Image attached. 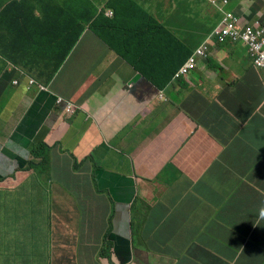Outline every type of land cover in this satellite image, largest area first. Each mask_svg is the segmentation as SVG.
Segmentation results:
<instances>
[{"label":"crops","instance_id":"1","mask_svg":"<svg viewBox=\"0 0 264 264\" xmlns=\"http://www.w3.org/2000/svg\"><path fill=\"white\" fill-rule=\"evenodd\" d=\"M109 1L0 0V181L22 193L8 198L16 228L0 264H99L106 250L122 264H240L264 240V70L238 44L162 91L125 61L112 70L116 54L84 31ZM136 1L165 26L166 14L197 20L193 1L219 17L201 0ZM27 77L66 102L61 115L24 126L40 93L16 92ZM190 81L205 87L188 93ZM44 143L47 171H29ZM121 238L133 241L124 262L110 248Z\"/></svg>","mask_w":264,"mask_h":264},{"label":"clouds","instance_id":"2","mask_svg":"<svg viewBox=\"0 0 264 264\" xmlns=\"http://www.w3.org/2000/svg\"><path fill=\"white\" fill-rule=\"evenodd\" d=\"M236 1L237 0H231V5L229 7L230 12L228 14L221 15L222 11L221 10L217 11L221 16V19L217 17V19L219 20L218 28L212 29V31L209 34H207V38L205 42L202 45H199L193 49L194 53L192 56L188 58V60L195 55L196 50L198 48L201 47L206 51V57H197L196 67L194 69L198 68L199 59L202 62L207 60L209 61L215 60V57L213 56V50L216 49L218 45L227 46L229 44H233V45L238 44L247 48L248 56L252 61L253 67L258 71L264 70V10L262 11L261 9L262 6H264V0L261 1V4H259L257 0H242L240 6L234 5V2ZM110 2L111 0L107 4V6L101 8L100 11H97L96 18L91 17V19L87 21L84 27V31L86 29V26H90L92 31L94 32L93 25L98 22V16H103L104 19H110V20L116 17V11L114 8L110 7L109 5ZM201 2L206 6L212 5L210 0H209L210 3H208V0H201ZM223 31H225L226 33L223 34ZM101 42H102V46L106 47V49L109 52L110 51L113 52L114 55L116 54L115 56L120 58L123 62L125 61L129 65H132L130 62L123 59L116 52L111 50L102 40ZM141 48L145 50L144 46ZM188 60L177 70L172 80L183 79V77L187 75L190 72V70H193L190 69L188 72L184 74L180 73L181 69L188 62ZM216 61L217 63L220 62L219 60ZM15 85L18 86L19 83L16 82ZM34 88H37L40 93L32 98L34 100L32 106L28 105L27 107V109H29V112L27 113V119L24 123V126L28 123L30 119L36 121H45L54 116L61 115L63 111V106L66 104V102L63 99H59L49 89L40 86L34 79L28 77H27V81L24 84H22L21 87H19L16 92L18 94H23L25 91H27L28 94ZM32 93H34V91H32ZM17 98L19 100V98H22V95L18 96ZM161 99H163L162 94H161ZM77 111H78L77 107L72 104L66 106L64 110V112L67 113L69 116L75 115ZM47 146L48 145L46 143L41 144L39 149L33 152L34 159L29 162L31 167L29 171H37L35 170L36 168L39 169L41 168L45 171L48 163V157H47V153L44 152V148H46ZM10 181L14 182L17 180L13 178H8V179H4V181H0V183H7ZM100 200H102V198H100ZM126 240L129 241V244L122 245L120 249H116L115 246L114 247L110 246L111 249L117 252L121 262H124V259L121 258V254H124L126 250H129L131 252V250L133 249L132 239H126ZM240 249L243 255V259L240 262V264H264V240L256 243V245L252 249L249 248H240ZM108 253L109 251L106 250L105 253L100 255L99 264H122L110 260V258L108 257ZM87 261L88 259L80 264H87ZM55 264H62V262L57 260L55 261Z\"/></svg>","mask_w":264,"mask_h":264},{"label":"trees","instance_id":"3","mask_svg":"<svg viewBox=\"0 0 264 264\" xmlns=\"http://www.w3.org/2000/svg\"><path fill=\"white\" fill-rule=\"evenodd\" d=\"M210 1L212 5L208 6L209 9L221 10V15L230 12L231 0ZM109 5L115 9L116 17L110 20L98 16V22L93 25L94 32L111 50L130 62L142 77L159 90H164L177 70L193 55L194 50L185 46L184 39L156 20L136 0H111ZM208 22L213 29L218 28V19H209ZM143 46L145 50L141 48ZM169 61L172 65L170 71L164 69L167 63L170 64ZM35 170L40 173L47 171L41 168ZM111 242L116 249L129 244L128 240L122 238Z\"/></svg>","mask_w":264,"mask_h":264},{"label":"rangeland","instance_id":"4","mask_svg":"<svg viewBox=\"0 0 264 264\" xmlns=\"http://www.w3.org/2000/svg\"><path fill=\"white\" fill-rule=\"evenodd\" d=\"M178 5L179 2L177 0ZM171 3L168 4L167 6V10L172 11L171 9ZM180 7L182 9H184V6ZM179 9V8H178ZM191 9L193 10H197V15H196V19H193V22H189L187 25L184 26H180L178 23L176 22H171V14H166L163 18V20L165 22H167V26L174 31L177 35L181 36L185 41L189 40V37H191L193 39V43L194 46L197 47L199 45H202L206 38H207V34H209L212 29L214 28L213 26H211L207 20L211 19L214 20V18L210 17V16H206L205 13L203 14L201 12V8L200 6H197L196 2H192L191 3ZM184 13V12H183ZM185 14V13H184ZM186 15V14H185ZM168 20H170L168 22ZM198 25H200V30H198ZM188 32V34H187ZM104 47V46H103ZM105 49L106 47H104V53H105ZM228 50V48H224V51ZM236 53L238 56H242L245 55L246 53L248 54V50L247 48H238L236 50ZM112 64H116L119 68H113L112 70H116L119 71V69L121 68V66L124 64V62L120 59V58H116L115 60L112 61ZM202 64V61L199 59L198 60V67L199 65ZM213 65L217 66V63H212ZM196 73V69L190 70V72L185 75L183 78H188L191 75H194ZM194 85H200L202 87H205L203 85L202 82H198V81H190L187 84V88L186 91L188 93H190L193 90V86ZM260 168H264V155H261V164H260ZM214 172L209 173L204 179L210 178L212 179V182L217 181V179H214ZM15 183L11 184H5V183H0V207L2 205V213H0V238H7L8 235L12 236V231L14 229V227L16 228L14 223H11V220L13 218V212L11 210L12 208V202L8 199V198H14L15 196H17L18 198L22 197V193L20 192V189H18V187H16L14 185ZM15 186V188L13 187ZM11 187V188H10ZM212 188V187H211ZM210 188V191L203 196V198L205 197L207 204H209L210 198L214 195L212 189ZM153 200L152 197H148V200ZM68 203H71L70 200H66ZM28 203V201L26 202ZM147 213L149 211H146ZM67 214H70L69 212H66Z\"/></svg>","mask_w":264,"mask_h":264},{"label":"built area","instance_id":"5","mask_svg":"<svg viewBox=\"0 0 264 264\" xmlns=\"http://www.w3.org/2000/svg\"><path fill=\"white\" fill-rule=\"evenodd\" d=\"M228 31V30H226ZM226 32L223 31V34H225ZM197 57H206V51L203 48H198L196 50V53L193 57H191L188 62L184 65V67L181 69L180 73L184 74L186 72H188L190 69H194L196 67V60Z\"/></svg>","mask_w":264,"mask_h":264},{"label":"bare ground","instance_id":"6","mask_svg":"<svg viewBox=\"0 0 264 264\" xmlns=\"http://www.w3.org/2000/svg\"><path fill=\"white\" fill-rule=\"evenodd\" d=\"M157 38V37H156ZM56 65V64H55Z\"/></svg>","mask_w":264,"mask_h":264}]
</instances>
